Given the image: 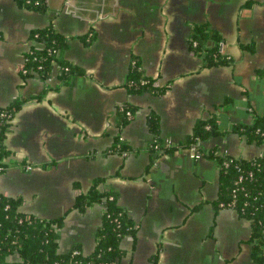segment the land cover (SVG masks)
<instances>
[{
    "label": "crops",
    "instance_id": "crops-1",
    "mask_svg": "<svg viewBox=\"0 0 264 264\" xmlns=\"http://www.w3.org/2000/svg\"><path fill=\"white\" fill-rule=\"evenodd\" d=\"M44 1L47 10L39 13L0 0V108L25 100L5 141L11 157L0 192L21 199L20 211L36 218L66 215L62 254L76 245L86 256L95 251L104 207L85 213L74 207L102 178L99 189L117 192L137 224L116 264H153L155 256L160 264H256L251 222L212 203L219 197L217 164L180 146L199 120L218 113L225 134L202 143L203 150L248 160L264 155V144L233 131L264 114V76L258 74L264 70V0ZM206 23L223 36L232 65L206 69L190 49L192 27ZM48 26L70 39L61 57L83 71L70 84L59 68L48 81L26 80L20 72L33 46L31 32ZM134 59L157 87L168 88L164 94L126 88ZM125 106L137 111L120 128L117 113ZM151 114L161 123L156 153ZM167 146L177 149L163 154ZM9 261L19 263L20 256Z\"/></svg>",
    "mask_w": 264,
    "mask_h": 264
},
{
    "label": "trees",
    "instance_id": "trees-1",
    "mask_svg": "<svg viewBox=\"0 0 264 264\" xmlns=\"http://www.w3.org/2000/svg\"><path fill=\"white\" fill-rule=\"evenodd\" d=\"M21 6L45 13L47 5L44 0H16ZM31 50L25 55L24 65L20 71L24 79L38 77L48 81L56 68L64 84H70L83 71L70 62L62 59L70 39L58 32L53 26L37 29L31 32ZM87 43L93 42V36L84 38ZM223 36L210 24H197L192 27L189 42L192 52L203 60L206 69L230 66L232 58L223 54ZM253 52V47H244ZM264 76V70L258 72ZM126 88L136 95H162L168 88H159L155 81L146 75L141 62L134 59L131 65ZM231 99L225 100L222 110H226ZM25 104V100H17L6 108H0V166L8 167L10 151L5 141L12 129V121L18 111ZM137 109L125 106L118 110V126L124 128L135 117ZM6 114V116H2ZM148 127L156 141L155 147L162 146L161 123L156 114L148 118ZM235 133L245 137L249 142L257 145L264 144V114L255 116L249 125H240L233 129ZM225 132L219 124V114H214L207 120H199L193 133L186 139L181 148H197L201 156L214 160L220 173L219 197L212 202L217 210L231 208L238 215L251 222L252 232L250 243L253 245V260L256 264H264V155L255 159H236L223 155L219 150L205 151L201 144L210 139L223 136ZM122 139H118L116 147H122ZM177 147H167L164 154H173ZM162 155V154H161ZM160 155L156 154V157ZM104 179L94 180L92 188L87 194H79L74 209L85 213L94 205L104 207L102 224L96 233V248L93 254L86 256L82 247L76 245L68 253L59 251V231L64 226L65 216L53 220H42L22 213L21 199L4 196L0 192V264H116L125 255L122 242L127 236H134L137 224L119 204V194L115 191H101L99 186ZM77 188V187H76ZM18 254L19 263L9 261L10 257ZM153 264H160L158 256L152 258Z\"/></svg>",
    "mask_w": 264,
    "mask_h": 264
},
{
    "label": "built area",
    "instance_id": "built-area-1",
    "mask_svg": "<svg viewBox=\"0 0 264 264\" xmlns=\"http://www.w3.org/2000/svg\"><path fill=\"white\" fill-rule=\"evenodd\" d=\"M2 116H6V114H3ZM167 147H169V146H167ZM155 148H157V150H158L160 147L156 146ZM191 151H192L193 158L200 159L202 157L201 154L197 151L196 147H193L191 149ZM29 170H31V168ZM4 172H5V168L0 166V177L4 174Z\"/></svg>",
    "mask_w": 264,
    "mask_h": 264
}]
</instances>
